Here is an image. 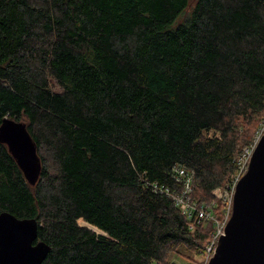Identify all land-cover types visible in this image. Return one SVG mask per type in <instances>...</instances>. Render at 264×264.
Returning <instances> with one entry per match:
<instances>
[{
    "label": "trees",
    "instance_id": "1",
    "mask_svg": "<svg viewBox=\"0 0 264 264\" xmlns=\"http://www.w3.org/2000/svg\"><path fill=\"white\" fill-rule=\"evenodd\" d=\"M263 115L264 0H0V124L42 161L32 185L0 142V213L38 219L42 264H201L173 169L218 214Z\"/></svg>",
    "mask_w": 264,
    "mask_h": 264
},
{
    "label": "water",
    "instance_id": "2",
    "mask_svg": "<svg viewBox=\"0 0 264 264\" xmlns=\"http://www.w3.org/2000/svg\"><path fill=\"white\" fill-rule=\"evenodd\" d=\"M0 142L7 145L26 180L36 184L42 171V161L27 123L3 118ZM38 231L37 218H21L2 211L0 264H42L51 246L39 239ZM208 264H264V133L247 171L237 182L232 215Z\"/></svg>",
    "mask_w": 264,
    "mask_h": 264
},
{
    "label": "built area",
    "instance_id": "3",
    "mask_svg": "<svg viewBox=\"0 0 264 264\" xmlns=\"http://www.w3.org/2000/svg\"><path fill=\"white\" fill-rule=\"evenodd\" d=\"M263 132L264 129L257 136L256 140L246 146L241 154L237 157L236 161L238 165V172L235 177L232 178L231 182L227 183L223 193H219V187L214 189V196H220L226 201L222 211V216L220 217L216 215L214 206H209L205 202H198L193 198V171L183 165H175L173 169L175 180L180 183V188H167L165 191L168 196L173 198L176 205L180 207L181 211L188 216L190 225L193 227L197 223L204 220L215 223L216 228L214 235L206 246L205 257L201 264H208L209 259L215 251L219 237L225 233L227 222L232 215L233 199L237 182L247 171L252 154ZM215 203L216 202L214 201L213 204L215 205Z\"/></svg>",
    "mask_w": 264,
    "mask_h": 264
},
{
    "label": "rangeland",
    "instance_id": "4",
    "mask_svg": "<svg viewBox=\"0 0 264 264\" xmlns=\"http://www.w3.org/2000/svg\"><path fill=\"white\" fill-rule=\"evenodd\" d=\"M55 89H59L58 86H54ZM245 127H247V125H245ZM264 129V115L262 117L259 118V120L255 123L253 129H252V135H251V142H253L254 140H256L257 136L261 133V131ZM232 178H234L232 176ZM232 179L229 180V182H231ZM227 186V184L224 186H220L219 187V193H223V190H225V187ZM221 188V189H220ZM214 201H216L215 207H218V214H216L218 217L222 216V211L224 209L225 206V200L223 198H221L220 196H214ZM79 222L83 225H88L83 219H79ZM214 223V222H213ZM215 225V223H214ZM90 226V225H89ZM216 228V227H215ZM100 233H103L102 231L99 230ZM209 241V240H208ZM180 251V252H179ZM179 251H171L169 253L168 256V261L167 262H162V263H158V264H172V263H177V264H189L190 262H192V260L190 261L188 259V257H186V255L188 254V251L185 247L183 248H179ZM191 257L194 256V254H190ZM205 257V255H204ZM203 257V260H204Z\"/></svg>",
    "mask_w": 264,
    "mask_h": 264
},
{
    "label": "bare ground",
    "instance_id": "5",
    "mask_svg": "<svg viewBox=\"0 0 264 264\" xmlns=\"http://www.w3.org/2000/svg\"><path fill=\"white\" fill-rule=\"evenodd\" d=\"M263 133H264V132H263ZM262 135H263V134H262ZM262 135H261V136H262ZM260 138H261V137H260Z\"/></svg>",
    "mask_w": 264,
    "mask_h": 264
}]
</instances>
